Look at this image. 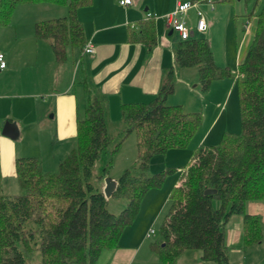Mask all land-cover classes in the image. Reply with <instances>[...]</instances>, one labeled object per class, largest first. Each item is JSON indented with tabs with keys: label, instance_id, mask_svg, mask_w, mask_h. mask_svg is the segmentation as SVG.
Masks as SVG:
<instances>
[{
	"label": "trees",
	"instance_id": "16d2710c",
	"mask_svg": "<svg viewBox=\"0 0 264 264\" xmlns=\"http://www.w3.org/2000/svg\"><path fill=\"white\" fill-rule=\"evenodd\" d=\"M93 0H0V24L11 21L19 5H63V15L35 22V33L45 38L62 61L79 53L75 81L78 94L76 144L54 170L43 166L40 156L16 158L22 187L17 194L0 193V264H28L37 251L40 264H100L104 250L119 245L124 229L134 222L147 191L162 185L175 167L150 173L157 153L185 147L202 120L200 110L188 111L181 103H168L175 90V69L166 70L162 85L149 102H124L125 131H134L137 158L117 177L112 196L125 197L127 205L112 212L93 166L108 150L109 105L91 80L83 52L87 41L78 8ZM201 1V0H194ZM247 0L252 41L239 60L238 70L219 66L208 37L192 34L175 45V61L180 67L196 66L203 90L213 80L234 75L239 83L241 131L225 132L217 144H200L183 167L178 184L169 194L170 207L160 227L161 238L152 248L163 264H177L185 249H198L201 258L216 264H230L227 223L242 214L243 243L259 242L263 225L257 214L246 211L248 200H264V4ZM137 39L152 47L157 43L154 17L140 20ZM132 39V38H131ZM112 148L99 178L108 174ZM207 189L215 191L207 192Z\"/></svg>",
	"mask_w": 264,
	"mask_h": 264
},
{
	"label": "crops",
	"instance_id": "0c3cea01",
	"mask_svg": "<svg viewBox=\"0 0 264 264\" xmlns=\"http://www.w3.org/2000/svg\"><path fill=\"white\" fill-rule=\"evenodd\" d=\"M176 1L133 0L130 4L122 5L119 0H93L90 4L78 8V17L83 23L85 36L95 43L93 52L83 51L85 63L92 84L107 99L109 120L123 118L124 102L151 101L162 85L166 70L172 66L178 83L190 86L191 82L199 81L196 66H189L190 68L186 67L184 70V67L176 65L175 45L181 35L169 25L165 17L166 13L175 8ZM47 5H19L15 9L24 7L26 12L20 11L24 15L12 17L8 24H0V50L5 52L7 60L6 67L0 69V193L21 192L16 171L17 157L40 156L44 168L52 170L76 144L75 139L74 145H66L67 142H64L65 139L62 140L60 135L61 122L64 121L66 112L76 116L75 136L77 133L78 93L76 90L71 91L76 76L70 67L63 71L62 64L68 59L58 60L50 41L37 37L35 33L37 20L55 17L39 16L43 8L50 7ZM197 10L198 8H195L193 13L198 17ZM66 12L67 8L59 15ZM148 17H157V43L152 47L133 39L137 38L138 31L141 30L140 20ZM207 20L209 27L216 23L212 19ZM186 23L194 34L198 31L197 23ZM247 26V32L238 50L239 60L247 39L249 22ZM174 32H177V36H172ZM76 55L79 59V53ZM63 77L66 78L65 87L59 89L56 84ZM113 111L116 115H113ZM6 121L15 129V136L3 132ZM112 177L117 179L118 176L114 174ZM178 183L179 178L175 184ZM104 185L105 180L101 179V187ZM246 211L260 217L263 237L259 242L245 246L243 215H232L227 223L226 236L230 264H235L232 261L233 256L236 258V264H258L256 250L264 243V200H248ZM131 225L124 229L119 245L110 249L114 252L108 264H127L139 254L145 243L143 240L149 237L146 234L149 228L145 232L144 229L136 231ZM212 262L203 260L198 249H185L177 259V264H213Z\"/></svg>",
	"mask_w": 264,
	"mask_h": 264
},
{
	"label": "rangeland",
	"instance_id": "374dc122",
	"mask_svg": "<svg viewBox=\"0 0 264 264\" xmlns=\"http://www.w3.org/2000/svg\"><path fill=\"white\" fill-rule=\"evenodd\" d=\"M196 3L197 5L192 6L189 14L185 16L186 21H191L193 25L197 23L198 17L196 13H193L195 8L201 9L209 20L212 19L216 21L215 25H211L206 31H195V34L208 37L211 42L210 45L213 50L215 61L219 66H228L233 72H236L239 64V46L247 32V23L249 22L246 13L247 0H215L214 4L207 0H202ZM263 4L264 0H262L260 6L262 7ZM47 6L50 7L43 8L42 11L39 12L40 17L58 16L61 11L66 8L63 5L56 4H48ZM19 8L24 7H18L15 9L16 11L13 12L12 17L18 18L24 15L20 11L22 10V12L25 13L26 9ZM254 28L255 21L252 32L248 33L246 42L243 45L241 57L245 55L246 50L252 41ZM176 34L177 32H174L172 36H177ZM66 59L68 60L62 64L64 68L63 71L68 70V67H70V69L74 71L75 76H77L79 70L78 55H70ZM184 68V70H186V67ZM187 68L190 67L187 66ZM192 68L196 67L194 66ZM65 83L66 78L63 77L56 85H58V88L60 87L59 89H64ZM75 90L78 94L80 92L81 95V85L77 82L73 83V87L71 88V91ZM167 102L181 103L184 106V109L188 111L200 110L203 113V120L187 146L173 147L168 149L167 152L157 153L153 156V159L150 162V173L160 171L167 167H175V169L167 174L162 185L152 187V189L150 188V191L148 190L143 197L139 212L136 215L134 222L131 223L132 225L130 224V227H134V230L136 231L144 229V232L147 228L153 227L155 232L143 240L145 243L141 247L139 254L127 264H163L161 259L154 252L151 244L152 241L161 238V223L165 213L170 207L169 194L172 187L175 185L176 180L180 177L183 167L190 161L193 152L200 144H217L225 132H239L242 128L239 83L236 81L234 75L224 76L213 80L208 90H203L199 81H193L190 86H186L183 83H178L175 79V91L168 95ZM113 113V115H116L115 111H113ZM49 115H51V113ZM65 116L64 121L61 122L60 135L62 140L65 139L64 142H67L66 145H71V143L74 145L76 139V116L74 113L68 114V112H66ZM108 124L112 141L108 150L103 151L102 156L93 166L94 180H99L100 185L101 179L104 180L107 176L112 177L114 174L119 176L124 168L133 163L137 158L136 134L134 131L129 133L125 131L127 126L126 121L123 118H120L114 119V121L109 120ZM122 138L123 141L113 154V162L112 166H110L109 174L99 178L98 175L102 173L104 166L107 165L111 156L110 150L114 148ZM47 164L48 163L46 162V166ZM57 167L58 166L55 165L52 170ZM151 192H161V194L151 195ZM108 198L107 206L112 212H120L128 203V199L125 197L110 196ZM263 244L260 245V249L256 250L258 264H264ZM113 252L110 251V249L104 250L99 258V262L101 264H108V260ZM232 261L235 262V264L237 262L234 256ZM212 263L214 264V262ZM28 264H40V257L37 251L29 256Z\"/></svg>",
	"mask_w": 264,
	"mask_h": 264
},
{
	"label": "built area",
	"instance_id": "2783aa9c",
	"mask_svg": "<svg viewBox=\"0 0 264 264\" xmlns=\"http://www.w3.org/2000/svg\"><path fill=\"white\" fill-rule=\"evenodd\" d=\"M133 0H119V3L122 5L130 4ZM210 3L214 4L215 0H207ZM198 1L194 0H177L176 6L173 10L165 14V17L170 26L173 29L177 30L181 37L187 38L193 34V30L190 29L186 23L185 16L188 13V10L197 5ZM198 13V20H197V30L200 32H204L209 27V21L207 20L205 14L201 9L197 10ZM181 16V17H180ZM95 50V43L92 39H87L84 44L83 51L86 53H91ZM7 65L6 54L4 51L0 50V69L5 68ZM155 232L153 227H150L147 230V236H151Z\"/></svg>",
	"mask_w": 264,
	"mask_h": 264
},
{
	"label": "water",
	"instance_id": "95a60500",
	"mask_svg": "<svg viewBox=\"0 0 264 264\" xmlns=\"http://www.w3.org/2000/svg\"><path fill=\"white\" fill-rule=\"evenodd\" d=\"M3 132L11 135V136H15L16 135V131L13 128V126L10 124L9 121H6L4 126H3ZM105 185L103 187V191L104 194L106 195V197H110L113 194V191L115 190L116 186H117V179H115L114 177H110L107 176L105 179ZM215 191L214 189H207V192H212Z\"/></svg>",
	"mask_w": 264,
	"mask_h": 264
}]
</instances>
